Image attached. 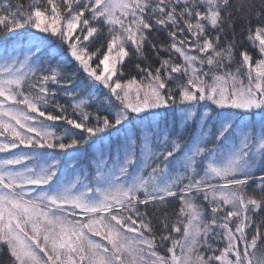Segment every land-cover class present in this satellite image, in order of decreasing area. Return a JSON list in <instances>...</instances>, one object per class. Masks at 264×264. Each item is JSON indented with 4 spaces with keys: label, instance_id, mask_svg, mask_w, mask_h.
<instances>
[{
    "label": "snow or ice",
    "instance_id": "obj_1",
    "mask_svg": "<svg viewBox=\"0 0 264 264\" xmlns=\"http://www.w3.org/2000/svg\"><path fill=\"white\" fill-rule=\"evenodd\" d=\"M240 7L0 0L3 264H264V5L237 62Z\"/></svg>",
    "mask_w": 264,
    "mask_h": 264
},
{
    "label": "trees",
    "instance_id": "obj_2",
    "mask_svg": "<svg viewBox=\"0 0 264 264\" xmlns=\"http://www.w3.org/2000/svg\"><path fill=\"white\" fill-rule=\"evenodd\" d=\"M12 5L14 6L16 3V0H10ZM27 2V0H26ZM234 6H242L240 7V10L238 14H234V24L232 28H228L225 26L226 32L225 35L227 39H232L233 34H235V41H236V60L239 62L240 60V52L242 50H248L254 58L257 57V52L252 46L249 44L247 40V30L249 27V19L252 20L253 26L255 25V13L257 11V6L264 5V0H233ZM150 41L159 43L161 41L166 40V34L163 32H155L149 37ZM224 39L222 38L221 44L223 45ZM95 47H99V41L96 42V44L93 45V49ZM145 55L147 56V60L138 59L134 52L130 55V57L127 59V62L124 65V79H129L131 76H136L137 71L135 68V65L137 63H140L142 65L144 64H151L153 67L158 65V58L155 56V54L152 51V48L150 45L145 46ZM236 67L234 64L233 67ZM69 73H75L76 68L73 64L68 69ZM77 79V82H79L80 79L83 78V74L81 73L79 76L75 77ZM251 191V189H249ZM178 207V204L176 205ZM172 210V206H169V211ZM264 216V214H262ZM259 219V218H257ZM154 224L156 223V220L154 219ZM6 261V253H0V264H3V262Z\"/></svg>",
    "mask_w": 264,
    "mask_h": 264
},
{
    "label": "rangeland",
    "instance_id": "obj_3",
    "mask_svg": "<svg viewBox=\"0 0 264 264\" xmlns=\"http://www.w3.org/2000/svg\"><path fill=\"white\" fill-rule=\"evenodd\" d=\"M233 68H235V66Z\"/></svg>",
    "mask_w": 264,
    "mask_h": 264
}]
</instances>
